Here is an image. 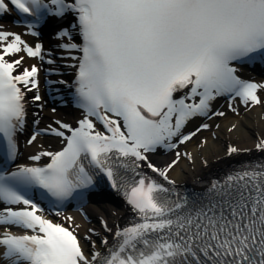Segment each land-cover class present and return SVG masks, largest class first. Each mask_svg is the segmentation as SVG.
I'll return each instance as SVG.
<instances>
[{"label":"snow or ice","instance_id":"obj_1","mask_svg":"<svg viewBox=\"0 0 264 264\" xmlns=\"http://www.w3.org/2000/svg\"><path fill=\"white\" fill-rule=\"evenodd\" d=\"M9 4L33 18L27 27L34 36L48 17L74 16L83 44L61 47L82 53L74 101L84 119L77 128L57 122L71 133L52 129L65 147L31 157H49L46 166L8 173L24 129L25 94L36 90L33 99L41 97L39 69L15 74L23 58L6 57L23 51L43 61L44 55L41 44L29 47L0 31V226L33 233L0 235V264H264V164L213 183L192 202L137 171L143 163L167 180V169L147 154L176 147L174 138L190 140L196 133L182 135L184 125L208 116L217 97L262 103L264 84L242 80L234 64L264 61V0H0V14ZM65 37L71 39L67 29L57 34ZM257 150L264 151V141ZM91 169L123 191L137 218L117 229L110 246L102 242L103 253L86 256L72 231L38 214L43 209L30 193L38 187L63 202L92 185Z\"/></svg>","mask_w":264,"mask_h":264},{"label":"bare ground","instance_id":"obj_2","mask_svg":"<svg viewBox=\"0 0 264 264\" xmlns=\"http://www.w3.org/2000/svg\"><path fill=\"white\" fill-rule=\"evenodd\" d=\"M25 64L22 61L21 65ZM30 113L28 115L29 123L37 121V118L50 121L51 116L46 111H41L38 116L33 115L34 110L29 107ZM216 134L215 139H212L210 134L199 148L188 146L187 158H181V160L170 170V177L177 183H192L193 181L204 178L211 171L222 168L226 164L235 161L237 159H242L248 155L254 154V147L258 143L259 137L264 140V104L259 107L252 108L251 110H245L242 112L241 116L233 119L224 120L216 131H211ZM37 142L32 148L31 153L38 151ZM45 144H52L50 142H45ZM229 147H236L240 151L249 150V154H230L228 155ZM151 160L160 165H166L172 158V154H167L162 157L156 155H151ZM169 159V160H168ZM188 159L191 162L188 163ZM100 210V211H99ZM98 210V214L101 216H107V222L115 220L110 213L106 210ZM76 222L81 223L80 218L76 215ZM82 229H86L85 225L81 223ZM90 226L93 223L89 224ZM81 231V232H82ZM96 234L99 237H103L101 231L96 230ZM93 240V239H92Z\"/></svg>","mask_w":264,"mask_h":264},{"label":"rangeland","instance_id":"obj_3","mask_svg":"<svg viewBox=\"0 0 264 264\" xmlns=\"http://www.w3.org/2000/svg\"><path fill=\"white\" fill-rule=\"evenodd\" d=\"M229 118H235V117H234V116H230ZM227 119H228V118L226 117L224 120H227ZM224 120H220V122H221V121H224ZM220 122H219V123H220ZM215 128H216V127H215ZM199 143H202V142H195V143L192 144V146L198 148V146L200 147Z\"/></svg>","mask_w":264,"mask_h":264}]
</instances>
